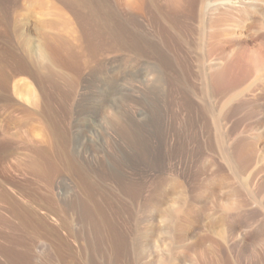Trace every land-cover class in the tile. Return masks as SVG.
I'll list each match as a JSON object with an SVG mask.
<instances>
[{"label": "rangeland", "instance_id": "374dc122", "mask_svg": "<svg viewBox=\"0 0 264 264\" xmlns=\"http://www.w3.org/2000/svg\"><path fill=\"white\" fill-rule=\"evenodd\" d=\"M130 1L0 0V264H264V0Z\"/></svg>", "mask_w": 264, "mask_h": 264}, {"label": "bare ground", "instance_id": "6f19581e", "mask_svg": "<svg viewBox=\"0 0 264 264\" xmlns=\"http://www.w3.org/2000/svg\"><path fill=\"white\" fill-rule=\"evenodd\" d=\"M175 4L176 3H182L184 0H172ZM136 2H138L137 0H136ZM136 2L134 1V0H131L130 1V3H129V5L130 6H132V4L134 3V4H136ZM132 8V7H131ZM60 36V35H59ZM61 37V36H60ZM58 37H56V39H57ZM62 38V37H61ZM53 39V38H52ZM55 39V40H56ZM59 40V39H58ZM53 41V45L54 44H56V43H54V40H52ZM52 41H50L49 40V43L50 42H52ZM57 41V40H56ZM45 42V41H44ZM48 42V41H47ZM60 42V41H59ZM58 42V43H59ZM66 43V42H65ZM51 44V43H50ZM49 44V45H50ZM67 44V43H66ZM65 44V45H66ZM28 45V44H27ZM47 45V44H46ZM45 45V46H46ZM52 45V44H51ZM52 45V46H53ZM54 46H56V45H54ZM54 46H53V48H52V50H53V52L55 51V48H54ZM58 46L60 47V45H58L57 44V47L56 48H58ZM61 46H62V44H61ZM44 47V46H43ZM47 47V46H46ZM49 47H51V46H49ZM45 48V47H44ZM44 48L43 49H41V53H39L40 54V56H41V59L44 61L45 59H43V58H45V56H44ZM61 48V47H60ZM59 48V50H60V52L62 51L61 49ZM63 48V47H62ZM64 49V48H63ZM33 50H34V48L33 47H31L30 48V50L29 51H31V54H32V56H33ZM51 50V51H52ZM54 54V53H53ZM56 55V54H55ZM33 58H35V57H33ZM36 59V58H35ZM34 59V60H35ZM47 59V58H46ZM32 60V59H31ZM37 61V60H36ZM43 61H41L40 60V62L39 61H37V63H39V66L38 67H40L41 66V64H45V62L43 63ZM46 61V60H45ZM35 63V62H34ZM37 65V64H36ZM42 67H45V66H42ZM217 68V67H216ZM40 69L41 68H39V71H40ZM1 71V70H0ZM3 72V71H2ZM0 73V74H5V72L4 73ZM30 73H31V75H33V76H37L38 77V75H39V73L37 72V70H35V69H30ZM6 75V74H5ZM2 77H3V75H1ZM2 79V78H1ZM3 81H4V84H5V86H9V83H10V81H9V78L7 77V76H4L3 77ZM114 85V84H113ZM116 85V84H115ZM117 87V86H116ZM116 90H115V87H113L112 88V93H111V95H115L117 92H119V91H117L116 93ZM95 93V92H94ZM153 94V93H152ZM151 94V96H150V94L148 95V97H145V112H143V109L142 110H140V112H136V114H134V115H129V113H128V115H129V117H128V121H129V123L134 127V129H135V131H136V133H137V136H138V138H139V140H140V142H141V144L145 147V139H144V135H145V138L147 137V136H152V137H158V135L160 134V132H161V130H162V128H163V126L165 125V121H164V118H163V116H162V113H161V110H160V106H161V98L160 97H158V95H157V93H154L153 95ZM117 95V94H116ZM131 95V94H130ZM95 96H93V98H94ZM129 97V96H128ZM132 96H130V98H131ZM92 99V98H91ZM90 99V100H91ZM96 99V98H95ZM89 100V99H88ZM87 100V101H88ZM131 100H134L133 99V97L129 100V101H131ZM136 100H137V98H136ZM95 101V100H94ZM93 101V102H94ZM91 102V101H90ZM96 102V101H95ZM98 102V101H97ZM97 102H96V104H94V106L95 105H97ZM82 103V102H81ZM84 103V102H83ZM89 104V103H88ZM93 104V103H92ZM80 105H82V104H80ZM84 105V104H83ZM90 105H91V103H90ZM93 106V105H92ZM86 107H87V105H86ZM86 107H84V109L86 108ZM91 107V106H90ZM83 108V107H82ZM87 108H89V107H87ZM87 111V110H86ZM132 114V113H131ZM127 117V116H126ZM130 125V126H131ZM133 127H132V129H133ZM131 129V130H132ZM133 131V130H132ZM78 135V134H77ZM80 136V135H79ZM77 137V136H76ZM79 141V140H78ZM249 149H251V148H249ZM254 150V149H253ZM248 151V150H247ZM252 151V150H251ZM254 153V152H253ZM250 156V155H249ZM253 196H255V195H251L250 196V198L252 197V198H254L255 199V197H253ZM257 197H258V194H257ZM256 197V198H257ZM231 198H232V196H231ZM251 198V199H252ZM260 198V197H259ZM222 199H224V197L222 198ZM222 199H221V201H222ZM225 199H226V197H225ZM227 199H228V197H227ZM233 199V198H232ZM247 199H249V198H247ZM246 199V200H247ZM254 199H252V202H254V205H255V202H256V204H258L257 203V199L256 200H254ZM261 200H262V197L260 198ZM235 200V199H234ZM233 200V201H234ZM245 200V201H246ZM245 201H243L244 202V204L245 203H248V204H253V203H250V201L251 200H249L248 202H245ZM260 201V200H259ZM224 203V205H225V202H223ZM262 203V202H261ZM16 204V203H15ZM260 204V203H259ZM257 205V206H259V208L262 206V204L264 205V203H262L261 204V206L260 205ZM223 205V204H222ZM223 205V206H224ZM242 206V205H241ZM247 206V205H246ZM221 207V206H220ZM258 208V209H259ZM257 209V208H256ZM263 209H264V207H262V209L260 208V211H263ZM259 210H255V212L257 213ZM254 212V211H253ZM252 212V213H253ZM255 212L252 214L251 212L249 213V215L250 214H252V215H255ZM264 212V211H263ZM262 212V213H263ZM259 213H261V212H259ZM261 213V214H262ZM260 214V219H261V215ZM252 215H250V216H252ZM256 215H258V213L256 214ZM256 215L254 216V217H256ZM237 216V215H236ZM264 216V215H263ZM231 217V216H230ZM258 217H259V215H258ZM253 218V217H252ZM235 218H233V220H234ZM236 219H237V217H236ZM258 219V218H257ZM260 219H259V221H260ZM221 220V219H220ZM219 220V221H220ZM232 220V221H233ZM262 220V219H261ZM219 221H217V223L219 222ZM230 221H231V219H230ZM231 221V222H232ZM238 221V220H237ZM255 222V221H254ZM261 222V221H260ZM264 222V221H263ZM263 222H261V223H263ZM237 223L238 222H236V226L238 227V225H237ZM260 223V224H261ZM222 224V223H221ZM231 224V226H233L232 224L233 223H230ZM228 226H229V222H228V224H227ZM236 227V228H237ZM260 227V226H259ZM263 227H264V225H263ZM231 227L229 226V229H230ZM235 228V229H236ZM228 229V228H227ZM257 229H258V227H257ZM256 230V229H255ZM254 230V231H255ZM228 231H230V230H228ZM234 227H232V229H231V232L234 234V237H235V233H234ZM258 231V233H259V230H257ZM261 231V230H260ZM249 232V231H248ZM251 232V231H250ZM251 233H254V232H251ZM251 233H248L249 235H251ZM258 233H257V235H258ZM264 233V232H263ZM228 234V233H227ZM261 234V233H260ZM249 235H248V237H249ZM253 235V234H252ZM256 235V236H257ZM261 235H264V234H261ZM255 236V235H254ZM260 236V235H259ZM226 237V236H225ZM231 237H232V234H231ZM245 237H247V235L245 236ZM258 237V236H257ZM250 238V237H249ZM250 239H253V238H250ZM261 239H264L263 238V236L261 237ZM255 240V239H254ZM217 241V240H216ZM219 241V240H218ZM242 241V240H241ZM246 241H248L247 239H246ZM257 241H259V237H258V240ZM261 241V240H260ZM213 242V241H212ZM215 242V241H214ZM225 242V241H224ZM217 243H219V242H217ZM241 243V242H240ZM244 243H246L245 242V240H244ZM243 243V244H244ZM248 243V242H247ZM246 243V244H247ZM211 244V243H210ZM214 244V243H213ZM249 244V243H248ZM220 245H221V243H220ZM219 244H218V246H220ZM229 246V245H228ZM191 247V246H190ZM233 247V246H232ZM235 247V246H234ZM188 248V247H187ZM213 248V247H212ZM220 249L222 248V246L221 247H219ZM209 249H210V247H209ZM215 249V248H214ZM219 249V250H220ZM250 249V248H249ZM197 250V249H196ZM211 251V250H210ZM210 251L208 250L207 252H209L210 253ZM212 251H213V249H212ZM221 251H222V249H221ZM225 251V250H224ZM248 251V250H247ZM218 252V251H217ZM226 252V251H225ZM206 253V252H205ZM204 253V254H205ZM204 254H202V255H204ZM207 254V253H206ZM211 254V253H210ZM209 255V254H208ZM217 255H219V253H217ZM217 255H215V253H214V257L215 258H213V261L211 260V261H208L207 259V261L205 260L204 262V264H234L233 263V260H232V258H230L226 253L224 254L223 253V255H219V256H217ZM236 255V254H235ZM241 255V254H240ZM201 256V255H200ZM212 256V255H211ZM212 256V257H213ZM237 256V255H236ZM239 256V255H238ZM243 256H245V255H243ZM207 257V256H206ZM209 257V256H208ZM207 257V258H208ZM200 258H202V257H200ZM204 258V257H203ZM211 258V257H210ZM209 258V259H210ZM237 259H238V257H237ZM202 260H204V259H202ZM198 261V260H197ZM200 261H201V259L199 260V263H200ZM235 262V261H234ZM198 263V264H199ZM201 264H203V263H201Z\"/></svg>", "mask_w": 264, "mask_h": 264}]
</instances>
